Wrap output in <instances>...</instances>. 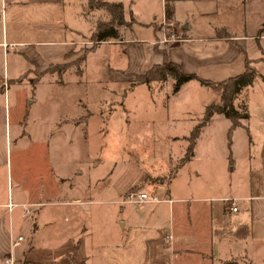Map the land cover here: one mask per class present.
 Returning a JSON list of instances; mask_svg holds the SVG:
<instances>
[{"label":"crops","instance_id":"0c3cea01","mask_svg":"<svg viewBox=\"0 0 264 264\" xmlns=\"http://www.w3.org/2000/svg\"><path fill=\"white\" fill-rule=\"evenodd\" d=\"M83 1L88 4L0 0V264L10 235L18 234L23 239L11 251L21 264H264V0H108L122 3L128 24L118 26L117 38L86 51L74 64L80 73L88 52L104 43L115 45L102 56L111 60L110 71L125 75L162 63L164 52L167 61L208 80L237 74L245 60L255 70L253 83L238 95L247 116L231 131L222 155L211 122L224 120L227 132L230 121L215 112L190 158L167 178L147 183L145 173L142 181L112 192L102 187V177L83 181L73 159L52 164L54 120L35 114L34 102L26 100L30 80L37 87L50 66L77 57L80 43L90 38L84 30L101 19L91 6L93 25L87 26ZM164 18L173 21L176 40L160 41ZM12 98L18 101L13 111ZM87 118L81 120L87 124ZM132 186L162 200L120 203ZM227 197L235 199V210ZM23 204L30 213L24 214Z\"/></svg>","mask_w":264,"mask_h":264},{"label":"rangeland","instance_id":"374dc122","mask_svg":"<svg viewBox=\"0 0 264 264\" xmlns=\"http://www.w3.org/2000/svg\"><path fill=\"white\" fill-rule=\"evenodd\" d=\"M83 6L87 26L92 27L93 8L84 1ZM98 9L96 16L104 18L105 8ZM133 26L144 31L143 27ZM126 29L125 35L129 36L131 32L129 28ZM90 30L87 27L83 37L91 36ZM165 30L173 31L169 28ZM110 40L113 39L103 41ZM93 43L91 38L84 39L77 57L65 62V67L49 68L51 72L37 82V87L30 80L31 87L26 90L27 103L32 99L35 114L47 120L52 116L54 120V132L50 134L52 164L66 165V158L73 159V165L83 169V181H92L94 175L102 177V187L109 186L111 192L120 190L130 182H137L139 178L142 181L145 173L148 174L143 179L147 183L164 180L180 161L188 142L184 141V137L200 120L204 106L218 101V92L200 85L195 79L175 92V81L170 76L163 80L138 83L135 73L125 75L110 71L108 65H111V60L102 56L107 54L108 47L115 45L107 43L102 44L100 50H94L97 52H88L82 73L74 70V64L81 63ZM65 68H68L67 71L62 73ZM60 81L63 82L60 84ZM242 97L241 94L240 98L235 99V105ZM10 101L13 111L18 101L14 98ZM86 117L87 124L81 120ZM77 120L83 122L77 123ZM58 123L60 125L56 127ZM211 124L216 127L211 136L219 143L217 152L221 154L228 141L226 124L224 120ZM48 146L46 144V153ZM219 159L222 161L221 157ZM190 165H194V162ZM165 167V173L159 171Z\"/></svg>","mask_w":264,"mask_h":264},{"label":"trees","instance_id":"16d2710c","mask_svg":"<svg viewBox=\"0 0 264 264\" xmlns=\"http://www.w3.org/2000/svg\"><path fill=\"white\" fill-rule=\"evenodd\" d=\"M89 6L98 8H105L109 14L107 18L98 19L95 24V28L91 33V40L93 44L92 48L96 45V41H102V39H115L119 35L118 26L122 24H128L124 19L123 7L120 1H108V0H88ZM168 16L167 11L165 14ZM164 61L162 63H155L143 73H135L138 79L136 82H149L150 80H163L168 76L174 78V91L179 89V86L188 79H197L199 82L207 87L218 92L219 100L211 101L203 108V113L199 121H197L193 128L190 130L186 139L188 144L184 153L182 154L180 163L190 158L193 146L195 144V138L198 135L203 124L209 120L210 116L217 112L223 113L230 121L228 127L227 136H230L231 131L240 125V120L247 116V109H245L244 103L234 104V100L238 97L239 91L247 85L253 83L254 66L250 61L245 60L244 69L237 74L224 77L222 80L204 79L198 76L196 73H187L183 70L182 66L173 62L167 61L166 53L164 52ZM65 63L53 64L52 66L62 67ZM50 66L49 68H52ZM61 70V68H60Z\"/></svg>","mask_w":264,"mask_h":264},{"label":"built area","instance_id":"2783aa9c","mask_svg":"<svg viewBox=\"0 0 264 264\" xmlns=\"http://www.w3.org/2000/svg\"><path fill=\"white\" fill-rule=\"evenodd\" d=\"M163 37L160 40L162 41H166V40H176L178 38V36H176L174 34V31H168L166 32L165 28H169L172 30L171 26L173 25V21L171 20H167V19H163ZM168 33V34H167ZM230 201V208L232 210L236 209V203H235V199L233 198H226ZM162 200L161 198L157 197L156 194L154 193H149L147 191H143L140 189H128L124 195L122 196V199L120 200V202H130V203H142V202H147V201H159ZM164 201H171V198H167V199H163ZM11 205V202H8V206ZM23 206H25L24 209V214H28L31 212V208L26 206L25 204H23ZM170 236V234H169ZM23 239V236L21 234H18L16 236H12L10 235V249L8 250L7 253L4 254V257L2 258V264H21L20 261L17 260V257L14 255L13 251H11V248H13L14 246H17L20 242V240Z\"/></svg>","mask_w":264,"mask_h":264}]
</instances>
